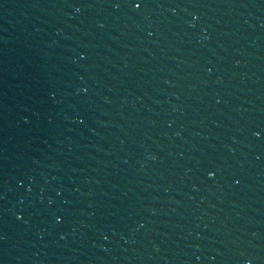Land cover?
Wrapping results in <instances>:
<instances>
[{"label":"water","instance_id":"water-1","mask_svg":"<svg viewBox=\"0 0 264 264\" xmlns=\"http://www.w3.org/2000/svg\"><path fill=\"white\" fill-rule=\"evenodd\" d=\"M0 0V264H264V0Z\"/></svg>","mask_w":264,"mask_h":264},{"label":"snow or ice","instance_id":"snow-or-ice-1","mask_svg":"<svg viewBox=\"0 0 264 264\" xmlns=\"http://www.w3.org/2000/svg\"><path fill=\"white\" fill-rule=\"evenodd\" d=\"M134 6L137 10H139L142 7V2H135L134 0Z\"/></svg>","mask_w":264,"mask_h":264}]
</instances>
